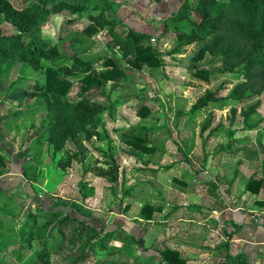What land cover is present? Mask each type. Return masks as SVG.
Returning a JSON list of instances; mask_svg holds the SVG:
<instances>
[{
  "label": "rangeland",
  "instance_id": "1",
  "mask_svg": "<svg viewBox=\"0 0 264 264\" xmlns=\"http://www.w3.org/2000/svg\"><path fill=\"white\" fill-rule=\"evenodd\" d=\"M23 1L12 0V3L19 5ZM65 1L76 3L78 7L85 2ZM158 1L162 0H150L153 3ZM170 6V12L160 16L162 20L179 9V1L178 5ZM113 9L102 14L88 10L82 14L56 15L42 33L56 38L59 56L70 58L63 65L69 69L75 64L73 56L76 54L82 63H90L93 72L113 69L107 64L110 60L124 71L123 79L111 80L105 87L94 86L84 92L82 79L87 73L72 69L74 73L70 74L60 69V76L72 83L67 100L77 102L91 97L106 108L103 124L107 137L85 140L80 134L76 142L69 141L60 152L42 141L46 129L42 123L44 114L32 113L42 105L41 94L37 91L31 96V93L35 81H46L45 69L51 67L52 62L43 61L41 71L29 72L27 82L21 81L14 91L7 93L10 82L20 75L18 66L7 78V83L0 79V143L9 155L3 154L6 167L2 169L6 175L1 180H5L6 190L10 191L19 209L24 207L23 211L25 207L34 205L37 196H40L42 206L51 205L53 202L48 201L50 196L56 204L66 203L74 212L80 205L91 221L96 220L98 225L103 223L107 231H116L113 237L105 238L107 231L100 229L91 237L95 254L84 264H161L162 257L158 252L165 250L163 237H167L165 226L169 222L165 221L170 216L169 212L175 213L167 209V197H170L167 193L175 192V189L195 190L201 185L206 204L198 213L208 215L209 205L222 210L224 205L213 204L220 201V197L216 198L214 185L202 184L199 175L213 160L223 169L219 173V183L222 181L225 189L226 183L231 182L227 176L230 179L231 175L235 179L240 177L237 159L243 150L239 147L242 146L240 138L243 133L251 136V145L255 148L253 151L248 145V159L256 166L261 163L258 148L264 151V93L245 104L234 103L230 95L239 81L233 73L226 71L220 59L211 54L195 60L199 44L178 50L177 38L171 30L161 37L164 31H161L159 20L153 23L161 29L149 44L161 64L156 68L147 65L133 68L129 59H122V52L114 44L115 34L127 36L129 28L134 29L137 24L131 25L123 13L115 11V6ZM116 17L122 22L105 23ZM90 25H94L96 31L84 35L83 31ZM1 27L5 34L16 33L7 23ZM203 71L207 72L206 78L199 74ZM209 95H213V100L199 106L200 100ZM252 106L256 108L251 117L246 118ZM18 115L19 118L14 119ZM257 135L263 136V144L258 142ZM137 138L143 140L141 147L127 141ZM106 139L112 141L115 181L96 174L110 166L106 162L111 159L105 157L103 151L108 147ZM176 164L182 168L170 172L171 166ZM213 177L216 178L215 175ZM148 205L154 208L151 218L143 215ZM176 206L178 212L172 218L175 225L182 224L179 221L181 216L194 217L192 205L184 207L188 208L184 211L181 206ZM116 224L121 228H111ZM127 224L129 228L122 226ZM187 224L193 227L196 223L190 221ZM204 224L217 225L220 234L227 239L228 228H225L221 217L218 221H206ZM66 234L71 236V230ZM131 237L142 240L143 246L137 245ZM205 248L212 251L209 245L201 250ZM89 250L90 245L85 240L80 244L75 242L74 247L69 248L70 259L66 260L64 254H52L49 262L72 264ZM204 254L205 264L213 263L214 256L210 252ZM4 257L10 264L12 260L8 253Z\"/></svg>",
  "mask_w": 264,
  "mask_h": 264
},
{
  "label": "trees",
  "instance_id": "2",
  "mask_svg": "<svg viewBox=\"0 0 264 264\" xmlns=\"http://www.w3.org/2000/svg\"><path fill=\"white\" fill-rule=\"evenodd\" d=\"M178 1L179 9L161 21L162 29L148 23L150 28L144 29L138 25L136 28L133 27L134 29L129 28L127 36L115 34L114 47L122 52V59H129V64L133 68H141L144 65L156 68L161 61L149 44L150 39L160 29L164 31L161 37L171 30L177 38L178 50L199 44L200 49L195 60L201 59L207 53L211 54L220 59L226 71L233 73V77L239 81L230 95V100L234 103L245 104L262 95L264 93V0ZM113 5L114 2L111 0H85L81 7L65 0H38L36 3L24 0L19 5H14L12 0H0V79L7 83L9 75L20 66V75L10 82L7 93L14 91L21 81L27 82L26 75L29 72L41 71L43 61L52 62L51 67L45 69L46 81L44 83L35 81L31 96L40 91L42 105L32 113L44 114L42 123L46 129L42 141L53 146L56 152L64 150L69 141L76 142L80 134L84 135L85 140L107 137L103 124L106 108L93 101L91 97H84L77 102L67 100L72 83L60 76V69L70 74L74 73L72 69L87 73L82 79L85 84L84 92L94 86L105 87L111 80H121L125 74L111 60L107 64L113 69L93 72L90 63H82L76 54L73 56L75 64L71 65V69L63 66L70 58L59 56L58 41L56 38L42 34L43 30L56 15L77 12L82 14L88 10L102 14L107 10H114ZM100 18L104 20L102 15ZM94 20L98 19L94 18ZM118 22L122 21L116 17L114 20H106L105 23L112 25ZM4 23L11 25L16 33L5 34L1 27ZM95 31L94 25H90L83 33L91 35ZM199 74L206 78L207 72L203 71ZM211 100L213 95L200 100L199 106L206 105ZM255 108L256 106H252L247 111L246 118L251 117ZM17 118L19 115L14 119ZM127 141L138 146L143 142L141 138L127 139ZM107 143L108 147L103 151L105 157L111 159L106 162L110 166L106 170L100 169L96 174L115 181L117 175L114 171L116 167L112 141L107 140ZM144 148L149 150L148 146ZM4 153L9 156L0 144V182L6 175L2 169L6 167ZM4 182L5 180L0 183V264L9 262L4 257L5 253H8L12 260L10 264H50L52 254H64L68 260L71 257L69 248L74 247L75 242L80 244L84 240L90 245V250L86 255L83 253L75 259L72 264H84L92 258L95 251L91 247L93 245L91 237L98 234L100 229L107 231L106 225L103 223L98 225L96 220L91 221L79 204L74 212L66 203L56 204L50 196L48 201L53 202L51 205L42 206V203L35 199L34 205L25 207L23 211L24 207L19 209L14 197L9 194L10 191L6 190ZM263 185V180L251 178L246 189L251 193H258ZM144 211L143 215L151 218L154 208L148 205ZM20 217H23L22 221ZM111 228L121 227L120 224H116ZM69 230L71 236L66 234ZM239 230L240 227L236 225L234 233ZM115 232L107 231L105 238L113 237ZM131 238L137 245L143 246L142 240ZM216 249L225 261L228 260L226 264L244 263L242 254H232L230 242H224ZM161 255V264H186V260L177 251L167 249Z\"/></svg>",
  "mask_w": 264,
  "mask_h": 264
},
{
  "label": "crops",
  "instance_id": "3",
  "mask_svg": "<svg viewBox=\"0 0 264 264\" xmlns=\"http://www.w3.org/2000/svg\"><path fill=\"white\" fill-rule=\"evenodd\" d=\"M111 1L114 2L113 6L116 7L115 10H119L123 13L125 18L131 22V25L137 23L138 26L144 29L149 27L148 23L154 25L153 21H161L162 17L160 16L163 14V16H165L170 12L171 4L178 5V0H162L155 3L150 2V0ZM242 135L243 137L240 138L242 146L240 145L239 147H242L243 150L237 159L240 177L235 179L234 176L231 175L230 179L229 176L226 175L227 179L231 182L228 184L226 183L225 189L224 183L222 181L219 183V173L223 172V169L221 166H217V162L213 163V160L212 164L209 163L206 168H204V172L199 175L202 184L211 183L214 185L216 198L220 197V201L213 204L220 203L224 205L225 207H223L222 210L214 209V207L209 205L207 208H211V210L208 215L198 213V211H202V207L206 204H204L205 197L202 194L201 185L200 188H196L195 190L192 188L184 190L175 189V192L169 191L167 193V195L170 193V197H167V209H169V211L172 209L175 213L171 214L169 212L170 216L165 221L169 222L168 225L165 226L167 237H163L165 239L163 245L165 246V250L170 249L179 252L181 257L186 260V264H205L202 259L206 255L204 252H210V255L214 256L213 263L211 264L228 263V260L225 261V258H222L219 251L216 249L224 242H230L233 255H243V264H264V185L259 189L258 193H251L246 189L248 181L251 178L264 181V151H262L260 147L258 148V158L261 163L258 166L254 165V162L248 159V154L246 153L250 150L247 148L248 145L251 147V150H255L254 146L251 145V136L244 133ZM255 137L258 138V142L263 144L262 135H257ZM171 167L170 172L176 171V169L179 171L182 168L178 167V164ZM214 175L216 178L213 177ZM182 185L185 186L186 184ZM152 202L155 203L154 201ZM176 204L181 206L183 211L188 209L184 207L192 205L194 217L186 216L183 218L184 216H181L179 221H181L182 224L175 225L172 223L173 215L178 212ZM244 212L246 213L243 214ZM182 215L184 214L182 213ZM218 217H221V220L226 226L225 228H228L229 235L227 239L220 234L217 225L204 224L206 221H218ZM190 221L196 224L192 227L190 224H187L190 223ZM236 225L240 227V230L234 233ZM122 226L128 227V224ZM212 237L217 238L211 240ZM188 238L194 239L189 240ZM208 245L212 247V251H206V248L203 249V251L201 250L203 246L208 247ZM158 254L161 255L160 252H158ZM160 257H162V255Z\"/></svg>",
  "mask_w": 264,
  "mask_h": 264
},
{
  "label": "water",
  "instance_id": "4",
  "mask_svg": "<svg viewBox=\"0 0 264 264\" xmlns=\"http://www.w3.org/2000/svg\"><path fill=\"white\" fill-rule=\"evenodd\" d=\"M36 201L39 202L40 201V196L36 197Z\"/></svg>",
  "mask_w": 264,
  "mask_h": 264
},
{
  "label": "flooded vegetation",
  "instance_id": "5",
  "mask_svg": "<svg viewBox=\"0 0 264 264\" xmlns=\"http://www.w3.org/2000/svg\"><path fill=\"white\" fill-rule=\"evenodd\" d=\"M161 21H162V19H161Z\"/></svg>",
  "mask_w": 264,
  "mask_h": 264
}]
</instances>
